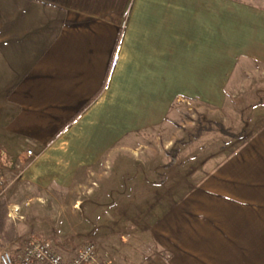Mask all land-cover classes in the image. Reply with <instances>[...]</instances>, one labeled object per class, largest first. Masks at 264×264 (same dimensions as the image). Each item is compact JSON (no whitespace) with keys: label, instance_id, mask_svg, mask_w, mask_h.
Wrapping results in <instances>:
<instances>
[{"label":"crops","instance_id":"obj_1","mask_svg":"<svg viewBox=\"0 0 264 264\" xmlns=\"http://www.w3.org/2000/svg\"><path fill=\"white\" fill-rule=\"evenodd\" d=\"M262 70L264 0H0L3 185L83 193L100 238L150 246L133 264H264V127L201 164L211 126L165 133L184 102L246 112Z\"/></svg>","mask_w":264,"mask_h":264},{"label":"rangeland","instance_id":"obj_2","mask_svg":"<svg viewBox=\"0 0 264 264\" xmlns=\"http://www.w3.org/2000/svg\"><path fill=\"white\" fill-rule=\"evenodd\" d=\"M252 80L250 82L252 86L242 88L241 96H234L237 104L243 105L241 107L247 110L240 114L237 112H227L222 116L208 114L198 106L184 102L182 116L175 120L173 128L166 129L165 132L167 136L170 134L174 136L176 131L181 133L180 138L174 140L171 147L178 148L183 145L186 149L185 141L196 140L198 137L194 135L200 126H211L212 130L205 131L194 144V147H197L196 154L200 153V159L197 162L201 164L216 156L232 153L243 142L251 140L258 132L260 134L264 127V115L261 116L260 113L256 120L252 109L255 105H264V89L261 90L264 86V70L255 75V79ZM253 83H255L254 86ZM246 92H248L247 95ZM250 93L252 96L249 95ZM246 104H248L247 107ZM217 122L224 123L223 126L231 132L238 133L241 129H245V133L240 139L224 135L219 132ZM169 149L168 152L171 151ZM130 166L135 167V164L132 163ZM249 170L247 173L250 178L257 175L255 169ZM6 186L7 184H4L0 188V194L2 198H9L6 231L12 234L13 240L3 244L0 239V247H7L15 252L21 248L31 234H39L51 239L55 247L67 259H70L81 245L94 240L98 242L100 248L107 249L114 255L116 264H133L134 258L141 257L140 255L145 254L150 247L145 240H136L131 237L132 225H120L118 234H111L108 230L104 233L107 238H100L102 227L109 228L111 225L96 224L95 218L89 217V212L91 213L93 209L90 211L84 207V201L80 202L83 195L81 192L75 190L36 192L23 184ZM114 234H116L114 238H111Z\"/></svg>","mask_w":264,"mask_h":264},{"label":"built area","instance_id":"obj_3","mask_svg":"<svg viewBox=\"0 0 264 264\" xmlns=\"http://www.w3.org/2000/svg\"><path fill=\"white\" fill-rule=\"evenodd\" d=\"M31 154V151L28 152ZM4 181L0 176V188ZM0 264H113L108 252L99 254L96 241L81 245L70 259L58 250L51 239L31 234L18 251L0 247Z\"/></svg>","mask_w":264,"mask_h":264},{"label":"trees","instance_id":"obj_4","mask_svg":"<svg viewBox=\"0 0 264 264\" xmlns=\"http://www.w3.org/2000/svg\"><path fill=\"white\" fill-rule=\"evenodd\" d=\"M218 126L221 132L226 133V134L236 135L235 133H232L230 130L225 128L222 123H218ZM206 129H210V127H207ZM202 130H204V127L200 126L198 129L197 135L201 133ZM171 153H172L171 162H173V157L175 156L174 150H172ZM7 216H8L7 201L4 198H0V239L2 240L3 244L8 243L11 239L13 240V237L11 236L12 234L6 231V227L8 228L7 226L8 217Z\"/></svg>","mask_w":264,"mask_h":264}]
</instances>
